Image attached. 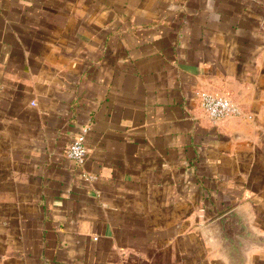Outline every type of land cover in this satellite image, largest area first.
<instances>
[{"label": "crops", "instance_id": "1", "mask_svg": "<svg viewBox=\"0 0 264 264\" xmlns=\"http://www.w3.org/2000/svg\"><path fill=\"white\" fill-rule=\"evenodd\" d=\"M237 206L264 264V0H0V264H229Z\"/></svg>", "mask_w": 264, "mask_h": 264}, {"label": "water", "instance_id": "2", "mask_svg": "<svg viewBox=\"0 0 264 264\" xmlns=\"http://www.w3.org/2000/svg\"><path fill=\"white\" fill-rule=\"evenodd\" d=\"M207 230L217 241L229 264H247L248 247L259 244L263 239L255 234L249 216L241 206L212 220Z\"/></svg>", "mask_w": 264, "mask_h": 264}, {"label": "built area", "instance_id": "3", "mask_svg": "<svg viewBox=\"0 0 264 264\" xmlns=\"http://www.w3.org/2000/svg\"><path fill=\"white\" fill-rule=\"evenodd\" d=\"M198 97L202 110L213 121L239 115V109L236 104L226 97L217 96L207 91H199ZM87 130L88 128L84 127L66 149V157L78 165H82L86 158L85 134Z\"/></svg>", "mask_w": 264, "mask_h": 264}]
</instances>
